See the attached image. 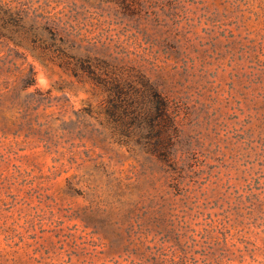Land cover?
Masks as SVG:
<instances>
[{"label": "rangeland", "instance_id": "374dc122", "mask_svg": "<svg viewBox=\"0 0 264 264\" xmlns=\"http://www.w3.org/2000/svg\"><path fill=\"white\" fill-rule=\"evenodd\" d=\"M0 264H264V0H0Z\"/></svg>", "mask_w": 264, "mask_h": 264}, {"label": "trees", "instance_id": "16d2710c", "mask_svg": "<svg viewBox=\"0 0 264 264\" xmlns=\"http://www.w3.org/2000/svg\"><path fill=\"white\" fill-rule=\"evenodd\" d=\"M123 95L124 93L118 88V87H113L111 89L110 92V100H109V107L107 109V114L108 116L115 122V124H117L120 121V117H121V100L123 99ZM127 98L129 100H133L132 97L130 96V94H126ZM125 111L128 113V116H130V118L134 117V112H133V108H129V112L128 110L125 109Z\"/></svg>", "mask_w": 264, "mask_h": 264}]
</instances>
